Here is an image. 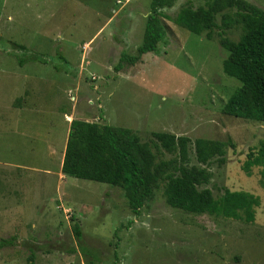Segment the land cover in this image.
Instances as JSON below:
<instances>
[{"label": "rangeland", "instance_id": "1", "mask_svg": "<svg viewBox=\"0 0 264 264\" xmlns=\"http://www.w3.org/2000/svg\"><path fill=\"white\" fill-rule=\"evenodd\" d=\"M151 1L0 0V264H264V180L260 167L244 165L264 141V122L221 112L240 84L222 70L227 52L219 40L238 41L241 27L233 12L224 11L210 40L195 35L172 19L185 5L196 9L210 0H171L159 9L164 38L157 50L133 65L119 63L142 44ZM245 1L264 11V0ZM222 14L231 19L223 21ZM41 65L47 77L53 65L67 72L78 88V98L72 93L77 117L129 129L159 155L157 162L171 156L156 152L154 132L191 143L228 141L224 164L206 167L211 178L205 188L215 198L224 190L257 197L253 221L173 209L162 182L138 216L123 191L106 184L69 177L60 182L52 175L40 187L39 171L58 170V158L46 161L43 125L58 117L27 108L25 122L8 108L24 75L38 73ZM62 102L69 111L71 103ZM188 165H198L192 144Z\"/></svg>", "mask_w": 264, "mask_h": 264}, {"label": "trees", "instance_id": "2", "mask_svg": "<svg viewBox=\"0 0 264 264\" xmlns=\"http://www.w3.org/2000/svg\"><path fill=\"white\" fill-rule=\"evenodd\" d=\"M170 3L171 0L151 1L142 44L136 49L135 56L122 54L119 63L133 65L142 55L157 50V44L164 38L159 9ZM224 11L233 12V21L240 25L242 34L236 42L223 37L219 40L227 52L222 70L240 84L221 112L237 119L264 122V11L245 0H210L196 9L185 5L172 21L195 35L205 34L210 40L218 28L216 19ZM221 19L231 18L222 14ZM24 62L19 61L20 65ZM120 68L118 64L115 70ZM151 136L156 152L163 151L171 156L170 159L157 162L159 155L129 129L72 120L61 172L66 177L119 188L128 208L136 216L162 182L165 202L173 209L253 221L254 208L259 205L257 197L246 192L224 190L215 198L211 190L205 188L211 178L206 167L213 161L224 164L226 149L232 146L228 141L197 138L191 143L188 137L165 132H154ZM191 144L197 166L188 165ZM244 165L245 168L260 167L264 180V141L256 152L247 154ZM72 231L80 242L81 232L77 224Z\"/></svg>", "mask_w": 264, "mask_h": 264}, {"label": "crops", "instance_id": "3", "mask_svg": "<svg viewBox=\"0 0 264 264\" xmlns=\"http://www.w3.org/2000/svg\"><path fill=\"white\" fill-rule=\"evenodd\" d=\"M41 66L42 69H40V71L34 70V72L38 73H33L34 75L26 73L24 75L26 80H24L23 84L19 85L18 88L15 87L14 93H16V97H13L8 109L11 112L10 115H13L14 118L17 117L18 120L25 119V122L30 114V112L26 110L27 108H30L31 110L43 108L41 111L49 110L58 117V122L53 120L52 122L43 124L48 127L46 130V136L48 139H44L45 142L48 143L45 148L47 153L46 161L48 162L50 159L53 160L56 158L59 160L58 170L55 173L50 169L39 171L42 173V176L38 178V184L40 187L45 188L52 175H57V180L60 182L66 181V176L62 174L61 167L70 123L75 119L82 121H85V119L80 116L77 117L79 114L74 110L73 104L75 103H73L70 96H72V93L74 92L73 94L78 98V88H74L75 85L71 81L69 82V79L66 78V76H68L67 72L63 71V74L61 72L58 73L55 69L56 66L53 65V76L47 77V75L41 73L44 69L46 71L47 66ZM63 100L71 103L69 111L64 106L62 102ZM28 125L31 128L35 127L33 122H30ZM60 127H63V132L59 130ZM59 136H61V138L63 136L61 147L56 146V143L61 140V138H58ZM9 166L12 165L9 164ZM56 183L58 184L57 181ZM64 196L65 192H63V197Z\"/></svg>", "mask_w": 264, "mask_h": 264}, {"label": "built area", "instance_id": "4", "mask_svg": "<svg viewBox=\"0 0 264 264\" xmlns=\"http://www.w3.org/2000/svg\"><path fill=\"white\" fill-rule=\"evenodd\" d=\"M91 79L94 80L95 78L92 77ZM70 98H71V100H73L74 97L73 96H70Z\"/></svg>", "mask_w": 264, "mask_h": 264}]
</instances>
